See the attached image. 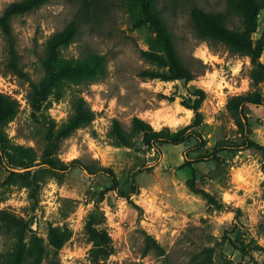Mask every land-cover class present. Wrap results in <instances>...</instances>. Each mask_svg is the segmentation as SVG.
I'll use <instances>...</instances> for the list:
<instances>
[{
    "label": "rangeland",
    "instance_id": "374dc122",
    "mask_svg": "<svg viewBox=\"0 0 264 264\" xmlns=\"http://www.w3.org/2000/svg\"><path fill=\"white\" fill-rule=\"evenodd\" d=\"M13 1L17 0H0V14ZM124 2L94 0V16L82 21L80 38L64 51L76 56L82 44L90 45L106 56L107 74L91 85L68 87L60 100L51 97L46 114L60 125L72 113L74 94L86 99L95 118L63 141L59 156L66 162L77 158L94 172L111 168L125 195L113 189L108 174L89 173L83 167L69 169L61 180L47 174L35 192L12 175L38 168L18 149L20 144L38 151L42 147L32 130L37 124L27 91L31 82L43 76L39 55L44 43L78 13L80 1L50 0L13 17L20 65L28 79L12 75L6 66L7 42L0 29V92L20 103L17 117L6 127L8 140L1 145L0 162V211L18 218V224L9 229L8 224H0V254L7 257L22 245L23 264H91L92 244L85 225L89 215L97 212L99 226L111 237L107 264H264V149L236 151L234 146L217 152V160L194 164L197 187L214 196L218 205L190 188L192 171L186 165L199 155L210 156L219 143L230 146L242 141L226 104L234 95L255 90L248 77L249 58L223 45L209 46L191 28L193 6L223 11L226 0L158 1L180 56L194 74L190 81L139 76L147 67L140 50L149 49L155 33L148 25L134 27ZM263 17L262 13L254 40L262 36ZM196 89L206 93L199 109L203 121L192 128L203 140L200 145L187 139L178 145L151 146L139 135L127 146L110 135L114 119L128 128L134 116L155 130L168 126L175 131L192 124L195 113L182 101L197 98ZM257 90L264 95V83ZM244 113L249 121L246 134L264 148V104L245 106ZM137 171V190L132 193ZM55 227L71 234L57 251L48 244V234ZM238 238L246 241L245 252L235 245ZM34 239L42 240L44 249L39 262L29 247Z\"/></svg>",
    "mask_w": 264,
    "mask_h": 264
},
{
    "label": "trees",
    "instance_id": "16d2710c",
    "mask_svg": "<svg viewBox=\"0 0 264 264\" xmlns=\"http://www.w3.org/2000/svg\"><path fill=\"white\" fill-rule=\"evenodd\" d=\"M49 1H13L0 14V29L7 42L6 66L10 69L12 75L28 79L24 68L20 65V55L15 44L12 19L17 15L36 10ZM79 1L78 13L61 31L54 33L44 43L43 51L39 55L43 67V76L39 82H31L27 91L26 100L37 124L32 130L34 137L42 142V147L38 151L34 146L20 144L18 149L27 160L32 161L38 168L27 171L23 175L12 172V175L35 192L40 182H46L45 177L47 174L55 175L61 180L62 175L69 169L83 167L89 173L101 171V173L108 174L113 181V189H119L118 193L125 195L120 192L119 181L111 168L99 167L94 172L93 168L83 164L77 158L66 162L59 156L63 141L72 136L78 129L91 124L95 118V112L86 99L80 93H75L72 101V113L60 125H57L46 114L48 100L51 97L60 100L64 97L68 87L72 85H91L107 74L106 56L97 52L88 44H82L76 56L64 54V51L80 38L82 21L90 20L94 16V0ZM158 1L125 0L124 2L128 6L133 26L148 25L155 33V37L150 41L149 49L140 50V56L147 67L139 72V76L150 80L190 81L194 79V74L180 56L174 34L158 9ZM262 13L264 16V0H226V7L223 11H206L198 6H193L190 10L191 28L198 40L207 42L211 47L223 45L231 53L250 59L251 65L248 77L251 86L255 88V90L251 89L245 93L232 96L226 104L227 111L241 130L242 141L239 143L232 142L230 146L219 143L210 156L199 155L187 161L186 165L192 171L190 188L205 195L212 205H218L219 201L197 187L194 164L213 158L217 160V152L227 151L229 148L232 150L234 146H236V151L252 147L264 149L246 134L249 121L244 113L245 106L264 104V95L257 90L264 83V62L261 61L264 52V30L259 39H253V34L260 25V15ZM194 93L197 98L182 101L184 106L192 109L195 113L193 123L188 126L175 131L168 126L155 130L148 121L134 116L128 128H125L119 120L114 119L109 133L127 146L133 145L134 139L139 135L142 136L146 145L151 146L178 145L187 139H194L200 145L203 140L199 133L192 130V128L203 121L199 109L206 98V93L202 89H196ZM19 111V101L8 94L0 92V162L1 145L8 140L6 127L17 117ZM137 173L138 171L134 172L132 176V193L137 190L135 181ZM98 221L97 212H92L85 225L87 239L92 244L90 249L91 264H107L106 261L111 254V237L107 229L99 226ZM1 223L8 224L9 229L18 224V218L7 214L6 211H0ZM21 234L18 233V236L23 238ZM70 236L68 230L60 227L52 228L48 234V244L57 251L62 248ZM237 243L235 245L245 252L246 241L238 238ZM29 247L37 255L36 261L39 262L44 251L42 240L34 239ZM24 254V246H18L16 251L8 253L7 257L0 254V264H23Z\"/></svg>",
    "mask_w": 264,
    "mask_h": 264
}]
</instances>
